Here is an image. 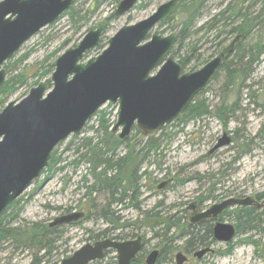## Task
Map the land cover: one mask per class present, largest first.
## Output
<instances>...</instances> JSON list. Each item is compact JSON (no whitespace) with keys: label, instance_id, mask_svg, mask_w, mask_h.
<instances>
[{"label":"water","instance_id":"obj_1","mask_svg":"<svg viewBox=\"0 0 264 264\" xmlns=\"http://www.w3.org/2000/svg\"><path fill=\"white\" fill-rule=\"evenodd\" d=\"M178 2L170 0L149 17L121 27L100 55L89 58L100 44L106 24L90 28L76 47L56 60L51 88L41 81L25 98L10 101L0 111V215L41 177L56 146L70 135H79L106 103L118 104L112 131L118 132L121 139L128 137L134 126L145 136H153L179 119L195 96L210 84L233 46L201 68L183 72L172 55L179 33L162 35L154 31L172 15ZM73 3L74 0L0 2V87L7 77L4 63L37 32L57 21ZM136 3L137 0H122L116 14L130 11ZM230 143L231 137L225 133L213 150ZM254 201L251 196L225 199L200 212L192 222L217 218L230 206L251 205ZM84 214H64L50 226L79 220ZM214 236L228 243L235 236V227L230 222L218 221ZM142 246L141 236L130 240L101 239L83 245L59 264H89L103 259L106 250L117 252L119 264H131ZM209 251L211 247L200 249L195 256L202 258ZM158 257L159 251L155 249L149 253L147 263L155 264ZM187 260L183 251L176 254L177 264Z\"/></svg>","mask_w":264,"mask_h":264},{"label":"rangeland","instance_id":"obj_2","mask_svg":"<svg viewBox=\"0 0 264 264\" xmlns=\"http://www.w3.org/2000/svg\"><path fill=\"white\" fill-rule=\"evenodd\" d=\"M102 1L103 5L95 12V0H75L73 6L75 11H78L80 16H87V22H75L72 20L70 14L62 16L58 21L44 27L29 39L8 63H13L22 55L28 54L27 59L17 66L16 72L25 70L27 74L31 75L37 70L38 64L42 63L43 59L53 51H56V56L59 57L69 48L75 47L91 27L98 26V24L116 12L119 5L118 1ZM166 1L168 0H139L138 4L131 11L125 15L116 17L110 23L108 30L103 36L102 44H104V47L96 48L91 55L95 56L102 53L104 48L108 46L109 39L121 27L135 24L147 18L159 5ZM234 1L240 0H208L201 16L197 20L196 27L199 28L201 24L209 21L220 9H223L227 4ZM182 18V14H175L174 19L163 27H157L156 30L163 35L179 31ZM76 26H80L79 31H76ZM204 32L205 30L196 32L191 37V40H186L182 53L187 52L189 43L200 39L198 53L202 56L199 62L193 59L189 67L184 69V72H190L191 67L194 65L197 68H201L206 64L203 59L209 57L208 59L211 60L216 55L213 54L214 49L210 48V43L206 41L209 36L206 37ZM211 54L212 56H210ZM223 74L221 73L220 80L224 78ZM9 75L11 74L8 73ZM42 80L40 79L39 81ZM220 80L213 81L210 88L202 96L210 105V110H214L221 100L222 92L220 87L222 82ZM263 81L264 60L256 66L254 76L250 77L247 81V85H251V87L244 89L243 93L240 94L241 100L239 102L241 109L236 112V117L227 125L228 130L234 132L232 135L235 136L236 140L229 146L216 151L213 155L206 157V154L217 143L218 136L223 134L224 126L218 118L212 115L190 121L184 127L183 124H178L175 121V124L171 123L159 131V136L167 133H172L173 136L171 139H162L163 169L156 168L155 164L148 166L152 177L146 182L150 189L144 187L142 190V199H146L143 204L145 209H150L157 202L163 201L160 209H163L167 215L171 216L172 220H176L178 217H186V213L183 212L184 208L194 203L201 194L212 188L214 181H217L214 187L217 198L205 202L203 204L204 207L221 202L227 197L225 196L226 194L237 196L238 193H245L246 196H254L264 192V139L255 138L251 151L238 156V148L240 149L241 143L247 142L251 137L258 136L264 124V107L257 104H264ZM35 86L33 80H30L26 86L21 87L15 92L9 101L23 99ZM251 92H253L252 97L250 96ZM236 98L237 96L232 94L228 100L233 102ZM6 104L7 102L0 106V111ZM102 109L113 111L112 122L116 120L117 104L107 103ZM95 120V118H92L79 135H70L56 147L58 150L56 156L60 159L57 165V172L50 175L47 172L42 174L38 180L28 186L18 197H21L23 210L17 219V225L29 223L50 224L55 218L70 212L84 211L89 213L87 206L84 209H82V206L79 207L81 201H85V189L80 188V186L82 185L81 177L87 172L88 164L82 162L77 165L74 161L80 158L81 152H85L80 144L83 138L96 136L93 129V126L95 129L97 128ZM182 127L183 130H181ZM236 130L238 131L237 133ZM134 134L135 132L132 131L129 137H132ZM124 151L125 148L119 149L120 154ZM235 157L237 158L235 159ZM199 176L202 178L200 179ZM178 179H183L184 181L180 183L177 181ZM163 181H169V183L161 190L155 188V186ZM106 199L105 194H101L97 202L102 204L101 206H104L107 203ZM114 209L118 211L117 215L122 216V221L139 218L141 220V228L132 230L113 229L110 235L121 234L128 236V238H133V233L142 235L145 240L142 250L145 259L152 250L155 248L160 249V247H157V244L161 241V238H157L151 227L145 221H142L138 210L130 206L125 208L121 205H115ZM12 211L13 209L9 212ZM94 215L95 213H91L92 218L83 220L80 224L64 226V234L56 241L55 249L52 250L51 254L42 260V264H57L63 258L71 256L89 241L93 243V240L89 239V236L92 234L89 232L90 230L98 233L112 227L111 224L102 219L96 221ZM222 220L224 222H232L231 216H224ZM181 222L184 223L185 220ZM177 231L178 229L173 228L168 235L172 236ZM202 234L205 233L203 232ZM128 238L126 237V239ZM185 238L175 239L170 242L171 245L176 247L172 253L173 261H163L162 264H175V254L186 247ZM209 238L210 235L207 236V241H209ZM211 246L214 248L213 252H209L202 259H197L191 254V260L187 264H264V260L255 262L252 258L253 247L248 244L238 246L230 254L219 253V251L227 249L228 244L226 243L215 242ZM200 248L202 247H196L195 250ZM44 255L45 251H41L39 257ZM33 256L34 252L29 249H17L11 242L0 245V264H32ZM103 262L104 264H116L117 253L109 250Z\"/></svg>","mask_w":264,"mask_h":264},{"label":"trees","instance_id":"obj_3","mask_svg":"<svg viewBox=\"0 0 264 264\" xmlns=\"http://www.w3.org/2000/svg\"><path fill=\"white\" fill-rule=\"evenodd\" d=\"M116 1L120 2V0ZM207 1L182 0L181 4L178 5L176 12L178 11V14H182L183 18L180 23V37L177 47L173 50V55L181 63L183 69L188 68L193 59L199 62L202 56L198 53L200 39L189 43L187 52H182L186 40H191V37L201 30H205L204 34L206 37L209 36L206 41L210 43V48L214 49L213 54L227 51V47L232 45V50L227 52L225 59L212 80V82L220 80L221 73H224V78L220 80L222 82L220 87L222 97L215 109L210 110V105L207 100L202 97L210 88V84L195 97L194 101L176 123H183V126H185L190 121L201 119L207 115H214L222 122L224 128H227L231 119L236 117V112L241 109L239 102L241 100L240 94L243 93L244 89L251 87V85H247V81L250 77L254 76L256 66L264 60V0H240L231 2L223 9H220L209 21L204 22L197 28V20L201 16ZM102 3V0H95V12L100 8ZM67 14H70L72 20L75 22H87L88 20L87 16H80V13L75 11L73 6L64 13V15ZM172 18L174 19L175 15L170 20ZM79 29L80 26H76V31ZM56 55V51L47 55L43 59V62L38 64L37 70L31 75L27 74L25 70L16 72L17 66L27 59L28 54L22 55L13 63H8L9 61H7L8 64H5V68L7 73L11 75L8 76L4 84L0 87V106L9 101L10 97L21 87L26 86L30 80H33L34 85L38 84L40 79H46L51 84V75L55 69ZM208 58L203 59L204 63L209 61ZM195 69L197 67L194 65L190 71ZM262 85V90L264 91V81ZM253 92L250 93L251 97ZM232 94H235L237 98L233 102H230L228 99ZM257 104L258 106L264 107L263 103ZM113 114V111L100 109L93 117L96 119L95 122L97 124L96 129L93 126L96 136L85 137L80 143L85 152H81L80 158L74 162L77 165L85 162L88 164V169L85 175L81 177L82 185L80 188L85 189V201H81L79 207L82 206V209H84L87 206L89 213L86 212V216L82 220L72 223V225L80 224L86 219H91V213H95L94 219L96 221L102 219L111 224L112 227L98 233L90 230L89 232L92 233L89 236L90 240L104 239L107 237L126 239L128 236L121 234L115 236L110 235L112 234L111 231L120 228L123 230L140 229L141 220L138 218L136 220L122 221V216L117 215L118 211L114 209V206L121 205L125 208L129 206L133 207L138 210L139 217H142V221H145L151 227L154 235L157 238H161L157 247H160L163 252L157 264H161L163 261H172V253L176 248L171 245L170 242L172 240L188 237L187 245L189 248L205 247L215 243L213 225L210 222L192 228L189 227L190 225L186 217H178V219L172 220L171 216L167 215L163 209H160L163 201L157 202L150 209H145L143 206L146 199H142V190L144 187L150 189L146 182L152 177L148 166L155 164L156 168L163 169L162 139H171L173 134L167 133L161 134L160 136L157 134L146 138L137 127H134L133 131L135 134L132 137L122 140L110 130L113 123L111 119ZM181 130L183 129L181 128ZM255 138L264 139V124L258 136L251 137L247 142L241 143L240 149L238 148V156L251 151ZM120 148H125L122 154L119 153ZM57 151L55 149L53 152L50 164L43 170V174L47 172L50 175L57 172V165L60 161L56 156ZM199 178L201 179L202 177L199 176ZM177 181L181 183L184 180L178 179ZM216 184L217 181H214L212 188H209L208 191L199 196L200 199L197 200H199L201 205L208 200L217 198L214 188ZM157 187L155 186V188ZM101 194H105L107 198V203L104 206H101L102 204L97 202ZM228 195L226 194L225 196ZM11 209L13 211L9 212ZM22 210L23 206L21 205L20 197L14 200L0 215V245L11 242L17 249H29L34 252L32 264H42V260L51 254L52 250L55 249L56 241L64 234L65 230H63V227L71 224H63L56 227H50L49 224L43 223L17 225V219ZM246 211L254 212L255 209L247 207L246 205L237 206L234 209L226 210L223 216H231L233 212L243 213ZM182 220H185V222L182 223ZM254 220L255 218H253ZM244 221L245 219L243 217L238 219L240 224L239 228H242V230L244 229ZM173 228L178 229V231L176 234L169 236L168 233ZM203 232L205 234H202ZM208 233L210 234L209 241H207L206 236ZM135 236L137 234L133 233L132 237ZM232 250V247L228 246L225 251H219V253L230 254ZM41 251H45V255L39 257ZM144 260L145 255L143 251L134 259L135 262H138L137 264H145L143 263Z\"/></svg>","mask_w":264,"mask_h":264},{"label":"flooded vegetation","instance_id":"obj_4","mask_svg":"<svg viewBox=\"0 0 264 264\" xmlns=\"http://www.w3.org/2000/svg\"><path fill=\"white\" fill-rule=\"evenodd\" d=\"M122 1V0H121ZM120 1V2H121ZM168 1H170V0H168ZM168 1H166V2H168ZM120 2H119V4H120ZM138 2H139V0H137V3H136V5L138 4ZM166 2H164V3H166ZM181 2H182V0H179V2L176 4V6L174 7V10H173V13H172V15L169 17V18H167V19H165V20H163L162 22H160L156 27H155V29H154V31H157L156 29H157V27H163L166 23H168V22H170L171 20H170V18L173 16V15H175V14H178V11L176 12V9H177V7H178V5H180L181 4ZM74 3H75V0H74ZM74 3H73V6H74ZM164 3H162V4H164ZM161 4V5H162ZM103 5V3L101 4V6ZM135 5V6H136ZM119 6V5H118ZM134 6V7H135ZM160 6V5H159ZM158 6V7H159ZM133 7V8H134ZM118 8V7H117ZM158 9V8H157ZM156 9V10H157ZM132 10V9H131ZM130 10V11H131ZM155 10V11H156ZM117 11V10H116ZM154 11V12H155ZM129 12V11H128ZM128 12H126V13H124V14H121V15H117L116 14V12L114 13V14H112L111 15V17H108V18H106V20L105 21H103V22H101V23H105L106 24V30H105V32H104V34H103V36L105 35V33H106V31L108 30V28H109V26H110V23L114 20V19H116V17H119V16H122V15H125V14H127ZM173 19V18H172ZM100 23V24H101ZM100 24H98V26L100 25ZM98 26H96V28L98 27ZM92 28V27H91ZM80 30V29H79ZM78 30V31H79ZM153 31V32H154ZM158 32V31H157ZM174 32H178L179 33V37H180V30L179 31H174ZM87 33V32H86ZM85 33V34H86ZM84 34V35H85ZM161 34V33H160ZM83 35V36H84ZM103 36H102V39H101V44L97 47V48H103L104 46V44H102V41H103ZM179 37H178V39H177V42H176V44H175V46H174V48L177 46V44H178V40H179ZM238 38V37H237ZM81 40V39H80ZM109 42V41H108ZM231 42V41H230ZM230 42L228 43V44H230ZM227 44V45H228ZM78 45V44H77ZM76 45V46H77ZM75 46V47H76ZM174 48H173V50H174ZM96 49V48H95ZM94 49V50H95ZM105 49V48H104ZM93 50V51H94ZM173 50H172V55H173ZM221 52H217L216 53V55L214 56V57H216V56H218L219 54H220ZM227 55V54H226ZM226 55H225V57H226ZM174 56V55H173ZM175 57V56H174ZM214 57H212V59L214 58ZM176 58V57H175ZM225 59V58H224ZM176 60L178 61V59L176 58ZM179 62V61H178ZM180 63V62H179ZM181 64V63H180ZM182 66V65H181ZM182 69H183V67H182ZM183 71H184V69H183ZM154 72H156V70L154 71ZM212 82H210V84H211ZM209 84V85H210ZM208 85V86H209ZM208 86H206L205 88H207ZM204 88V89H205ZM204 89H202V91L204 90ZM202 91H200V92H202ZM199 92V93H200ZM194 101V100H193ZM192 101V102H193ZM191 102V103H192ZM191 103H190V105H191ZM189 105V106H190ZM208 116V115H207ZM213 117H215L214 115H212ZM205 117V116H204ZM217 118V117H216ZM232 120V119H231ZM175 122V121H174ZM174 122H172V123H174ZM171 124V123H170ZM183 124V123H182ZM187 125V124H186ZM184 127V126H183ZM183 127H182V129H183ZM238 131L236 130V133H237ZM225 133H227V135L228 136H230L231 137V143L230 144H232L233 143V141H235L236 139H235V136L234 135H232V133H234V132H230V130H228V127L227 128H224V131H223V134L221 135V136H218V141H217V143L219 142V140H220V138H222L223 136H224V134ZM216 143V144H217ZM215 144V145H216ZM230 144H228V145H226V146H229ZM215 145L213 146V148L209 151V153L208 154H206V157H208V156H210V155H213L216 151H218V150H220L221 148H223V147H226V146H223V147H221V148H219V149H216V150H213L214 149V147H215ZM168 183H169V181H168ZM167 183V184H168ZM166 186V184L163 186V187H165ZM230 195V194H229ZM228 195V196H229ZM225 197L224 199H228V198H231V197H238V198H243V197H247L246 195H245V193H238L237 194V196H234L233 194H231L229 197ZM253 199H255V201L251 204V205H246L247 207H251V208H253V209H255V211L254 212H251V211H246V212H243V213H236V212H233L232 213V215H231V218H232V222H230V223H232L233 225H234V227H235V236L233 237V239L230 241V242H228V243H226V244H228V246L229 247H232V252L234 251V249H236L238 246H240V245H242V244H248V245H250V246H252L253 247V255H252V258L255 260V262H257V261H260V260H264V240H263V238H264V230H263V227H264V221H263V219H264V212H262L263 210H264V192L263 193H260V194H257V195H254V196H252V195H250ZM198 199H200V197H198ZM210 207V206H209ZM209 207H204L203 205H201L200 204V202H199V200H196L194 203H191L188 207H186V208H184V210H183V212L184 213H186V218H187V216H189L188 217V223H189V227H192V228H196V227H199V226H201L202 224H205V223H211L212 225H213V231H214V227H215V224L218 222V221H222L223 222V220H222V218L224 217L223 216V213L225 212H223V213H221L217 218H208V219H203V220H200V221H196V222H192V219H194L200 212H203V211H205V210H207V208H209ZM235 207H237V206H235ZM235 207H232L231 209H234ZM240 217H243L244 219H245V221H244V229L242 230V228L240 229L239 228V226H240V224H239V222H238V219H240ZM253 218H255V220L253 221ZM210 234L208 233L207 234V236H209ZM213 236H214V232H213ZM214 238H215V236H214ZM98 240H101V239H98ZM186 240V247L184 248V250H179L178 252H180V251H183L187 256H188V260L184 263V264H187V263H189V261L191 260V258H190V255L192 254L193 255V257H195V258H199V257H197V256H195V253L197 252V251H199L200 249H203V248H206V247H212L211 245H209V246H205V247H202V248H200V249H198V250H195L196 249V247L195 248H189L188 247V245H187V238L185 239ZM97 240H93V243L94 242H96ZM88 243H92L91 241H89ZM144 244H145V240H144V238H143V246H142V249H141V251L143 250V247H144ZM213 248V247H212ZM155 249H157V248H155ZM154 249V250H155ZM161 249V248H160ZM141 251L139 252V253H141ZM213 251H214V248H213ZM177 252V253H178ZM176 253V254H177ZM176 254H175V264H177V262H176ZM261 254H263V255H261ZM149 255V254H148ZM148 255H147V257H148ZM206 255V254H205ZM204 255V256H205ZM203 256V257H204ZM147 257H146V259L144 260V262L143 263H145V264H148L147 263ZM158 259H159V257H158ZM158 259H157V261H156V263L155 264H157V262H158ZM200 259V258H199ZM173 261V260H172ZM138 262H135L134 260L131 262V264H137ZM89 264H104V262H103V260H95V261H92L91 263H89ZM116 264H119V262H118V259H117V263ZM162 264V263H161Z\"/></svg>","mask_w":264,"mask_h":264},{"label":"bare ground","instance_id":"obj_5","mask_svg":"<svg viewBox=\"0 0 264 264\" xmlns=\"http://www.w3.org/2000/svg\"><path fill=\"white\" fill-rule=\"evenodd\" d=\"M216 240V242H220L219 240H217L216 238H214ZM220 243H223V242H220ZM159 251V257L162 255V249H157ZM153 251V250H152ZM151 251V252H152Z\"/></svg>","mask_w":264,"mask_h":264}]
</instances>
